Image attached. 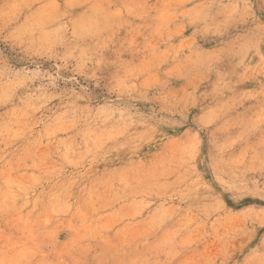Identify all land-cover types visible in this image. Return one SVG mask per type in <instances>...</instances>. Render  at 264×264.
<instances>
[{
    "label": "rangeland",
    "instance_id": "374dc122",
    "mask_svg": "<svg viewBox=\"0 0 264 264\" xmlns=\"http://www.w3.org/2000/svg\"><path fill=\"white\" fill-rule=\"evenodd\" d=\"M0 264H264V0H0Z\"/></svg>",
    "mask_w": 264,
    "mask_h": 264
}]
</instances>
